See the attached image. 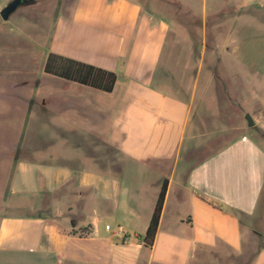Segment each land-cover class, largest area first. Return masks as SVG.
<instances>
[{
  "label": "crops",
  "instance_id": "0c3cea01",
  "mask_svg": "<svg viewBox=\"0 0 264 264\" xmlns=\"http://www.w3.org/2000/svg\"><path fill=\"white\" fill-rule=\"evenodd\" d=\"M169 1L191 2L158 0ZM201 1L211 2L205 22L234 9L229 18L247 23L257 10L264 56V0ZM62 2L75 4L56 18L44 71L53 53L63 67L90 78L84 83L45 71L57 76L45 94L18 95L37 118L54 120L49 125L60 139L53 149L30 147L15 161L0 218V263L25 262L28 257L14 256L30 254L41 264H264V145L247 133L224 140L192 121L202 71L212 72L205 84L211 85L212 65L183 61L193 50L180 47L171 54L177 63L161 64L165 40L180 29L139 0ZM73 61L114 72L113 90L93 85L97 72ZM257 77L264 78V60ZM166 179L148 247L138 232L146 233Z\"/></svg>",
  "mask_w": 264,
  "mask_h": 264
},
{
  "label": "rangeland",
  "instance_id": "374dc122",
  "mask_svg": "<svg viewBox=\"0 0 264 264\" xmlns=\"http://www.w3.org/2000/svg\"><path fill=\"white\" fill-rule=\"evenodd\" d=\"M10 1L0 0V10ZM62 1L30 0L22 2L7 20L0 14V218L6 211L4 204L9 196L17 158L28 156L30 152L25 150L30 147L44 148L48 143L47 148L53 149L60 139L55 127L49 125L54 120L45 118L43 114L37 118L35 111H28L29 103L20 101L18 95L22 93L26 98L45 94V86L57 78L44 71L43 60L57 16L63 9H71L75 4ZM139 1L145 11L163 15L172 28L180 29L177 33L171 30L165 40L161 64L178 62L174 58L178 55H171L174 47L191 48L193 53L191 56L182 55L183 61L199 63L203 60L215 69L214 80L209 86L205 84L209 82L212 72L208 68L202 71L201 84L192 110L195 116L193 124H205L208 129L214 130L215 136L224 140L247 133L264 145V78L257 77V62H262L264 56L260 52L261 48H257V10H250L255 15H247L252 17L247 19V23L237 24L233 18H229V15L238 13L234 9L220 13L218 22L212 17H208L205 22L203 18L207 15L206 11L211 9V2L208 1ZM224 14L225 28L219 22ZM228 47H238L240 51L229 53ZM203 48L216 51L202 55ZM253 67H256L255 70H251ZM18 84L19 87L14 86ZM204 89L207 97L202 96ZM248 113L260 132L248 126L245 118ZM201 114H205L207 119L202 118ZM208 129L209 134L211 132ZM35 210L26 208L22 211ZM106 223L104 221L103 226L110 228V225L105 226ZM138 233L144 235L145 231L140 228ZM31 256L17 254L14 256L16 259L28 258L25 262L5 264H41L32 261Z\"/></svg>",
  "mask_w": 264,
  "mask_h": 264
},
{
  "label": "trees",
  "instance_id": "16d2710c",
  "mask_svg": "<svg viewBox=\"0 0 264 264\" xmlns=\"http://www.w3.org/2000/svg\"><path fill=\"white\" fill-rule=\"evenodd\" d=\"M29 2L30 0H24V2ZM56 57H59L58 55H55L53 53H50L45 65V71L48 73H52L55 74L57 76L60 77H64V78H68V79H76V80H80L81 82L84 83H88V78H90V74L86 73V74H80L78 68L75 67L74 70H72L70 67H63L61 65V63L56 61ZM77 66L80 67H86L88 70H95L97 72V75H95L93 77V85L100 87L106 91H112L113 90V86L114 83L117 79V76L114 72L111 71H107L101 68H97L95 66L92 65H88V64H84V63H80L77 61H73ZM106 79V83L103 84V81ZM167 186H168V180H164V182L162 183V187L155 205V209L154 212L152 214L151 220L149 222L148 228L146 230V233L143 235L142 239H143V243L148 246L151 247L154 243L155 240V236L157 234V230L159 227V221L161 218V213L163 210V205H164V201H165V196H166V192H167ZM82 230V234L84 233H88L89 229L88 228H81Z\"/></svg>",
  "mask_w": 264,
  "mask_h": 264
},
{
  "label": "water",
  "instance_id": "95a60500",
  "mask_svg": "<svg viewBox=\"0 0 264 264\" xmlns=\"http://www.w3.org/2000/svg\"><path fill=\"white\" fill-rule=\"evenodd\" d=\"M21 4L22 0H12L11 2H9L8 5L4 7L0 12L2 18L7 20ZM245 118L249 127L253 128L257 132H260L259 127L256 125L255 121L249 113L246 114Z\"/></svg>",
  "mask_w": 264,
  "mask_h": 264
},
{
  "label": "flooded vegetation",
  "instance_id": "af4514ba",
  "mask_svg": "<svg viewBox=\"0 0 264 264\" xmlns=\"http://www.w3.org/2000/svg\"><path fill=\"white\" fill-rule=\"evenodd\" d=\"M22 2H24V0H22Z\"/></svg>",
  "mask_w": 264,
  "mask_h": 264
}]
</instances>
